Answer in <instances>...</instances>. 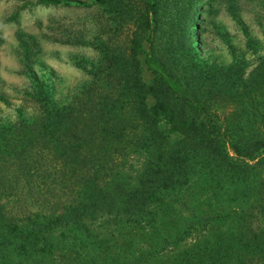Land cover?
<instances>
[{
	"label": "trees",
	"instance_id": "16d2710c",
	"mask_svg": "<svg viewBox=\"0 0 264 264\" xmlns=\"http://www.w3.org/2000/svg\"><path fill=\"white\" fill-rule=\"evenodd\" d=\"M97 1L112 8L114 28L127 25L124 49L105 43L100 68L72 105L60 109L44 101L36 117L12 125L11 137L0 136V264H45L72 240L83 245L86 236L78 231L122 216L145 218L148 206L177 189L196 165L236 196L247 190L248 162L264 164V57L231 95L228 83L180 80L184 53L178 49L190 46L199 0ZM228 100L238 113L221 117L212 106ZM126 148L145 156L130 183L114 158ZM72 177L68 197L63 182ZM248 210L264 217V205L257 204L207 219ZM244 241L231 245L212 236L204 247L194 246L184 264H237L245 246L249 259L264 258V227Z\"/></svg>",
	"mask_w": 264,
	"mask_h": 264
},
{
	"label": "rangeland",
	"instance_id": "374dc122",
	"mask_svg": "<svg viewBox=\"0 0 264 264\" xmlns=\"http://www.w3.org/2000/svg\"><path fill=\"white\" fill-rule=\"evenodd\" d=\"M111 11L97 0H0V128L6 129L0 136L4 140L12 136L17 120L36 117L42 102L61 109L87 91L101 66L105 43L124 49L127 25L114 28ZM191 23L190 46L178 49L184 53L178 77L228 83L229 94L235 93L238 79H247L264 57V0H199ZM229 100L212 109L221 117H234L238 104ZM160 128L167 127L161 123ZM114 158L124 183L134 180L145 160L134 148L123 149ZM211 173L207 167L194 166L177 189L148 206L145 218L122 216L97 224L92 232L78 231L86 236L84 244L72 240L45 264H184L194 246L204 247L215 235L227 238L231 245L247 244L246 236L264 227V217L257 218L255 211L207 218L264 205V164L248 162L247 190L242 195L229 196L220 190ZM63 183L70 197L76 180L72 177ZM28 199L34 209V197ZM18 206L11 203L12 210ZM237 253V262H230L264 261L260 256L249 259L247 246Z\"/></svg>",
	"mask_w": 264,
	"mask_h": 264
}]
</instances>
